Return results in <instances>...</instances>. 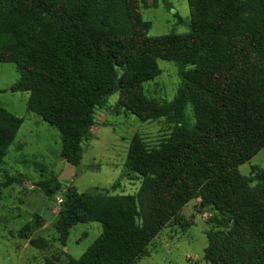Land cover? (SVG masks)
Wrapping results in <instances>:
<instances>
[{"label":"trees","instance_id":"trees-1","mask_svg":"<svg viewBox=\"0 0 264 264\" xmlns=\"http://www.w3.org/2000/svg\"><path fill=\"white\" fill-rule=\"evenodd\" d=\"M187 1L188 32L151 36L141 14L147 0H0V62L19 74L9 90L28 93L27 110L58 131L66 163H80L95 110L114 92L117 108L169 128L155 144L131 138L121 178L140 182L134 195L66 188L57 240L64 245L77 224L102 227L66 264L136 263L164 228L187 226L181 210L191 201L212 214L205 263L264 264V168L249 176L237 169L264 149V0ZM158 60L179 68L171 101L144 93ZM21 124L0 106V172ZM4 177L0 190L22 182ZM57 182L37 186L51 196ZM34 228L12 234L27 240Z\"/></svg>","mask_w":264,"mask_h":264},{"label":"rangeland","instance_id":"rangeland-1","mask_svg":"<svg viewBox=\"0 0 264 264\" xmlns=\"http://www.w3.org/2000/svg\"><path fill=\"white\" fill-rule=\"evenodd\" d=\"M141 14L149 23L148 35L189 31L191 17L187 0H157L155 4L147 0ZM157 64L160 74L143 84L144 93L149 98L171 101L181 84L179 68L164 60H158ZM18 78L14 63L0 62V106L22 119L1 165L0 182L5 179V173L20 175L22 182L0 190V264H45L47 261L66 264L70 258H80L102 230L98 222L77 224L64 245L57 240L54 222L66 188L74 187L79 193L108 189L109 194L134 195L140 182L121 178L131 138L138 133L147 143L155 144L169 128L162 121L142 122L117 108L119 95L114 92L103 108L95 110L91 136L81 144V161L74 166L67 182L63 175L68 163L60 157L59 133L27 110L28 93L9 90ZM258 168H264V149L237 169L241 175L249 176ZM54 178L60 189L47 196L37 183ZM116 181L119 185L112 190L110 187ZM194 205L191 201L181 210L187 221L185 228L175 224L164 228L148 246V255L134 264H208L203 260V252L212 214L197 211ZM26 223L35 225L29 239L13 236ZM38 237L47 240L45 249L29 244L28 240Z\"/></svg>","mask_w":264,"mask_h":264},{"label":"water","instance_id":"water-1","mask_svg":"<svg viewBox=\"0 0 264 264\" xmlns=\"http://www.w3.org/2000/svg\"><path fill=\"white\" fill-rule=\"evenodd\" d=\"M73 168H74V165L72 164H67V168L66 170L64 171V175L67 179H65L67 182L70 181V177H71V172L73 171Z\"/></svg>","mask_w":264,"mask_h":264}]
</instances>
